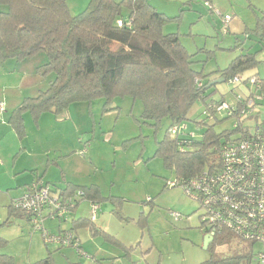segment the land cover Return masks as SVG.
Instances as JSON below:
<instances>
[{"label":"rangeland","instance_id":"1","mask_svg":"<svg viewBox=\"0 0 264 264\" xmlns=\"http://www.w3.org/2000/svg\"><path fill=\"white\" fill-rule=\"evenodd\" d=\"M206 1L212 2L213 7L222 15H235L244 21L255 19V11H264V0H150L159 12L172 18L180 17L179 21L166 26L165 33L180 34L183 45L190 53H196L200 49L216 51V59L209 62L205 71L210 74L225 69L232 60L245 52L251 42H245L243 51L234 49L237 40H244L243 35L225 34L220 18L208 10ZM90 2L91 0H69L68 5L73 15H79L88 8ZM43 57L47 62V56L40 54L22 62L10 60L0 67V102L4 103L5 97L12 94H20L24 99L33 98L35 93L26 86L33 81L37 86L34 90L48 89L49 82L55 76L41 77L31 69L33 62L37 63ZM259 60L263 63L245 73V77L258 75L264 80V54L259 56ZM22 79L25 81L21 82ZM213 79L214 76L211 75L207 81ZM20 82L24 85L21 86ZM241 86L246 90L221 83L207 94L213 95L210 101L224 99L226 103L232 104L236 102V93H247V87L244 84ZM104 105V101H96L91 106L88 103L71 105L67 113L58 118L62 120L60 131L50 153L51 160H61L62 168L70 178L80 184L100 187L104 198L121 199L119 209L110 202H104L96 224L98 227L109 228V235L115 237L123 247L111 243L105 245L102 237L98 236V243L109 253L96 254L85 247L82 250L90 259L81 257L73 248L58 250L55 246L46 247L43 234L34 232L33 223L24 218L23 213L11 208L12 198L16 197H11V193L16 190L7 191L11 186V178L6 169L9 167L10 170L11 164L18 161L22 154L20 148L18 151L11 149L22 140L9 124L10 114L13 112L10 109L2 117L9 128L0 134V236L8 242L2 252L14 257L16 264H33L46 258L49 252L53 253L55 264H91L94 261L96 264H203L209 261L211 254L204 249L202 232L206 228L203 223L204 210L182 187L172 188L168 185L178 180L175 173L165 167L162 158H154L157 142L164 139L170 121L165 120L160 130L155 131L144 123V106L140 101L134 102L131 98L117 99L110 107L112 110L107 113L104 112ZM205 108L204 103L198 102L190 113L189 121L185 123L188 134L198 141L203 139L207 126H199L196 122L214 124L206 118ZM31 116L27 115L29 127L33 121ZM225 116V113L217 116V120L221 122L215 126L218 134L232 131L237 123L235 119L227 120ZM2 122L0 120V124ZM33 124L35 128L38 127L36 121ZM244 125L251 131L258 126L264 133V101ZM28 129L32 142L35 129ZM25 139L20 147L28 144L27 135ZM133 139L136 141L124 149L126 142ZM60 174L61 171L57 168L51 169L49 178L53 182L58 181ZM39 182L45 184V181ZM79 207V213L88 218L91 216L92 205L89 201H84ZM73 219L71 214L52 218L46 210L43 225L52 234H57L60 232L59 228L69 230L68 228L73 227ZM78 230L80 229L74 232ZM82 241L85 243L84 238ZM250 247L256 253L261 250L262 245L250 246L234 237L218 254L222 258L241 255L247 253ZM95 248L100 250L97 245ZM251 264L258 263L254 260Z\"/></svg>","mask_w":264,"mask_h":264},{"label":"trees","instance_id":"2","mask_svg":"<svg viewBox=\"0 0 264 264\" xmlns=\"http://www.w3.org/2000/svg\"><path fill=\"white\" fill-rule=\"evenodd\" d=\"M68 1L0 0V67L10 60L22 62L45 54L48 60L37 68L36 73L41 77L55 76L47 90L35 98H26L11 113L9 124L21 140L26 135L25 114H31L38 124L44 114L60 118L75 103L91 106L96 101H104V112L107 113L112 110L110 107L115 100L131 98L143 104L144 123L155 131L160 130L165 120L170 121L164 139L157 142L154 158H162L165 167L186 183L205 172H218L222 168L220 153L225 144L253 136L256 128L251 131L244 123L254 116V112L246 120H239L244 105L237 106L234 115L225 116L227 120L237 121L233 130L216 133L215 126L221 123L217 120V107L226 102L224 99L210 101L213 95L207 93L222 80L235 89L244 87L241 86L244 84L248 91L243 94L249 96L248 82L258 75L245 77V73L263 63L259 56L264 53V12L255 11L256 25L247 28L244 40L235 43L234 49L242 51L245 42L250 41L245 52L225 69L207 74V65L216 59V51L200 49L190 53L180 34L165 33L166 26L179 21L180 17L172 18L159 12L150 0H91L88 8L79 15L71 13ZM205 6L220 18L224 27L222 17L216 13L218 9L212 2L206 1ZM224 33L228 34L229 29L225 32L224 27ZM211 75L214 79L207 81ZM237 76H243L244 82L231 85ZM259 80V95L263 99L255 105L254 111L264 101V80ZM238 96L243 95L236 93V98ZM198 102L204 103V114L213 116V119L206 118L214 122L213 125L196 122L199 126H207L200 141L188 134L185 124ZM2 104L4 112L1 117L6 110ZM175 126H186V129L179 135H172L170 130ZM135 141L126 142L124 149ZM46 185L62 191L65 196L81 191L83 195L76 199L77 205L72 211L84 201L91 205L99 204L101 209L104 202H110L119 209L120 198H104L100 188L94 185L78 187L70 184L65 189ZM23 214L31 221L29 214ZM117 215L120 214L117 212ZM73 225L69 231L88 227L94 236L123 247L115 237L97 230L90 218L76 220ZM234 237L237 236L228 229L217 231L208 248L211 258L203 264H251L257 255L251 247L245 254L226 258L219 256V250L227 247ZM7 243L0 236V264H16L14 257L2 252ZM46 247L50 246L46 244ZM33 264H55L53 253L49 252L46 258Z\"/></svg>","mask_w":264,"mask_h":264},{"label":"built area","instance_id":"3","mask_svg":"<svg viewBox=\"0 0 264 264\" xmlns=\"http://www.w3.org/2000/svg\"><path fill=\"white\" fill-rule=\"evenodd\" d=\"M215 11L222 17L226 32L232 18L223 17L218 10ZM244 80L243 76H237L230 84L235 86L242 84ZM248 86V97L238 96L235 104L213 106L217 107V115L225 113L226 116H232L240 105H244V109L240 112L239 120H246L253 114L255 105L263 99L259 95V77H252ZM3 112L4 105L0 103V117ZM205 114L208 119H213L209 113ZM185 129L186 126H175L170 133L179 135ZM220 156L222 168L218 172H205L186 183L177 180L168 185L172 188L182 187L189 196L200 203L205 212L203 223L206 228L202 229L205 236L214 238L217 231L225 228L244 242L260 244L262 248L254 260L258 264H264V133L260 127H256L251 138L225 144ZM82 195L83 193L78 191L73 196H65L62 191L37 180L27 187L21 198L13 201L12 207L31 216L34 230L43 234L48 246L73 247L81 257L89 258L83 252L82 245L73 231L65 230L52 234L43 225L46 210L52 218L65 217L75 208L76 199ZM101 212L99 204L92 205L91 222H97Z\"/></svg>","mask_w":264,"mask_h":264},{"label":"crops","instance_id":"4","mask_svg":"<svg viewBox=\"0 0 264 264\" xmlns=\"http://www.w3.org/2000/svg\"><path fill=\"white\" fill-rule=\"evenodd\" d=\"M260 11L264 12L263 10H260ZM255 25H256V18L255 19L251 18L250 20L246 19L243 21V18L241 19L239 17H235V15H234V16H232V20L228 26L229 34L230 33H235V34L237 33V34L243 35L247 28H249V29L253 28ZM244 46H243V48H244ZM45 62H46V59L44 57L37 63L33 62V64H34L33 68H31L32 72L36 73L37 68ZM24 81H25V79L21 80V82H24ZM21 82H20V84H21V86H23L24 83H21ZM34 83L35 82L33 81V82H30L26 85L28 88H31L33 90V93H35V94H33V96H34L33 98L38 96L39 93L41 92L40 90H34V87L35 88L37 87ZM242 90L245 91L246 89L244 87H242ZM238 93L240 95H244L240 92H238ZM26 98H29V97H26ZM23 99H24L23 96L20 94H18V95L12 94L8 97L6 96L5 100L3 101L5 104V107H6L4 114H6L8 112V110H10V109H12L11 112L14 111L17 107H19L21 105ZM69 114L70 115L72 114L71 111ZM27 115L31 116V114H25L23 117L25 128H26V135L28 136V139H27L28 144H26V145L22 144V146L20 147V143L21 142L24 143L26 141V139L24 138L20 143L18 141V144L15 146V148L11 147V149H13V150L15 149L14 151H18V148H20L22 154L18 157L19 158L18 161H14V163L11 164L10 170H9V167L6 169L8 176L11 178V180H10L11 186H9V188H7V191L16 190L15 193H13V192L11 193V197H13V195H14V197L16 196L15 198H12V202L14 199L21 198L24 195V193L26 192L27 187H29L32 183H34L37 180H40L43 182L45 181V184L54 185L60 189H65L70 184L74 185V186H78V187H90L87 184H80L76 180L70 178L66 174V172L63 170L62 165L60 163L61 160H51V153L50 152L52 150H50V149H52V146H54V142H57L55 140L59 135L60 124H61L62 120L56 118L53 114H44L43 116H41V118L39 120L38 127L35 128V126L33 124L34 118H32L33 119L32 125H31V127H29V124H28L29 120L27 119ZM2 117H4V116H2ZM2 117L0 119L1 121L3 120V122L0 124V134L2 132H5V130L7 128H9L6 125V121ZM28 128H34L35 129V138L32 142H30L29 132H28L29 129ZM2 130H4V131H2ZM15 138L18 139L17 136H15ZM14 153H16V152H14ZM1 163L2 162L0 161V164ZM56 168L59 171H61L60 180L53 182L49 178L50 171H51V169H56ZM100 192H101V190H100ZM101 195L103 196L102 193H101ZM105 198H107V197H105ZM12 202H11V204H12ZM81 204H80V206H81ZM79 208L76 211L74 210L75 211L74 213H72V212L70 213L71 216L74 217V219L72 220V223L76 220H79V219H87L88 220L90 218V217L88 218V216H86L85 214L79 213ZM94 225L97 228V230L104 232L106 234H109V228L104 227V226L98 227L96 223H94ZM71 228L72 227H70L68 229L71 230ZM59 229H60V232L65 231V228H59ZM82 229H84V230H82ZM82 229L75 231L77 237L81 241L82 249L87 247L88 251L96 253V254L105 253L107 255L109 253L107 251H104L103 246L100 245V243H98V241H97L98 236H94L92 231L88 227H85ZM204 237H205V235H204ZM82 238L85 239V243L87 242V244L83 243ZM102 241L104 242L105 245H107V243L109 245V242H106L103 238H102ZM93 244H95V246L96 245L99 246L100 250H97L95 248V246H93ZM64 249H66V248H64ZM69 249H72V248L69 247ZM124 249L127 251V249L125 247H124ZM116 257H118V256H116ZM85 259H90V258H85ZM75 264H84V263L76 262ZM91 264H96V262L94 261V263H91Z\"/></svg>","mask_w":264,"mask_h":264},{"label":"water","instance_id":"5","mask_svg":"<svg viewBox=\"0 0 264 264\" xmlns=\"http://www.w3.org/2000/svg\"><path fill=\"white\" fill-rule=\"evenodd\" d=\"M223 81L222 80H220V81H218L217 83H222ZM213 241V237L212 236H209V235H206L205 237H204V249L205 250H208V248H209V245H210V243Z\"/></svg>","mask_w":264,"mask_h":264}]
</instances>
